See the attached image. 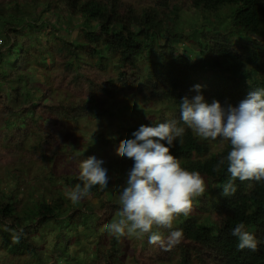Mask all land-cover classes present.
<instances>
[{"label": "trees", "instance_id": "16d2710c", "mask_svg": "<svg viewBox=\"0 0 264 264\" xmlns=\"http://www.w3.org/2000/svg\"><path fill=\"white\" fill-rule=\"evenodd\" d=\"M184 6L185 12L191 6L195 8L191 12L199 11L206 18L205 26L193 29L198 39L180 27ZM222 10L229 21L219 17ZM214 14L216 19L210 21ZM45 28L49 33L41 40ZM249 33L264 35V0H143V7L127 0L0 1V155L6 152L12 157L5 171L14 180V185L5 189L3 181H6L0 178V226H3L0 251H8L17 263L21 260L24 264H60V259L74 262L79 255L71 254L72 240L55 237L53 253L58 257H53V253L45 255L35 240V236L45 239L48 232L43 228L49 221H61L70 215L67 204L72 202L65 196L62 182L71 186L72 178H60L53 172L48 175L44 170L33 174V158L36 156L42 164L60 160L62 154L72 160L75 153L69 147L72 141L69 125L103 112L102 101L97 98L99 92L107 100L117 88L138 91L145 104H163L165 110L159 120L148 121L149 126L166 120L179 121L180 100L193 95L192 89L197 84L203 86L209 104L218 100L224 107L238 106L254 87L264 88V45ZM36 42L40 45L38 51L43 53L41 46L45 45V52L53 59L65 56L67 67L75 72L77 80L85 77L81 67L92 65L106 70L113 63L111 60L118 62L114 65L118 76L95 83L96 86L90 82L91 88L97 90L91 92L87 101H63L56 106V116L50 115L43 109L53 98L50 84L45 82L44 88L41 83H30L32 63L40 60ZM186 42L192 54L186 50ZM181 45L185 46L184 51L179 49ZM141 62L145 64L143 70ZM207 66L212 76L203 80L202 72ZM37 120L44 126L39 132L34 129ZM185 128L183 144L177 140L174 146H169L171 154L180 159L186 170L199 172L208 190L194 201L199 212L174 221L173 228L183 231L182 242L166 251V258L151 256L150 261L264 264V181L237 179L235 193L230 197L222 195V188L216 186L230 177L226 164L220 171L215 170V165L227 156L230 144L217 138L223 149L210 152L208 142H202ZM33 136L40 141L29 148L25 142ZM131 166L129 160V169ZM37 190L42 197L38 198ZM92 191L95 198L102 197ZM74 212L70 215L72 220L78 215ZM111 220L108 217L109 224ZM240 222L253 231L258 250L238 248L237 238L230 232ZM101 226L105 225L99 223L95 233ZM160 231L167 236L168 230ZM105 240L104 236L99 238L95 247L99 253L93 263L86 264H114L117 249L123 246L113 249L116 239L110 245ZM60 243L63 248H58ZM31 258L34 262L28 263Z\"/></svg>", "mask_w": 264, "mask_h": 264}, {"label": "clouds", "instance_id": "9594fccd", "mask_svg": "<svg viewBox=\"0 0 264 264\" xmlns=\"http://www.w3.org/2000/svg\"><path fill=\"white\" fill-rule=\"evenodd\" d=\"M202 87L195 85L194 94L180 100L179 121L141 125L132 133L133 138L121 140L116 148V155L132 161L119 196V219L105 226L117 238L146 236L148 244L166 251L182 242L183 231L173 228L174 221L180 216L188 217L194 201L208 190L199 172L186 170L171 154L169 146L177 140L183 144L185 126L203 140L220 138L230 144L227 156L215 165V170L220 171L226 164L230 177L216 186L222 188V195L230 197L235 193L237 179L264 181V88L254 87L238 106L224 107L218 100L209 104ZM104 163L89 156L78 165L79 182L66 191L73 204L87 197L94 186L108 188L111 178ZM160 229L168 230L167 236ZM230 235L237 238L240 250H258V241L244 222L231 229Z\"/></svg>", "mask_w": 264, "mask_h": 264}, {"label": "rangeland", "instance_id": "374dc122", "mask_svg": "<svg viewBox=\"0 0 264 264\" xmlns=\"http://www.w3.org/2000/svg\"><path fill=\"white\" fill-rule=\"evenodd\" d=\"M9 1V0H0ZM130 4L136 7H143V0H127ZM186 6V5H185ZM181 9V19L182 24L180 25L187 34H193L195 38H199L198 33H194L195 27L205 26V20L199 11L191 12L195 8L191 6ZM216 15L210 16V21L215 20ZM219 17H223L225 21H229L227 18V13L225 10L219 12ZM179 21V24H180ZM230 25V23H228ZM49 33V29H44L42 33L41 40ZM74 34V33H73ZM250 36L259 40L261 44L264 45V35L260 36L256 33L250 34ZM40 39L38 42H40ZM185 40V39H183ZM36 42V51L40 58L36 59L37 62L32 63L33 68L30 70V83H41L42 87H46L48 82L52 88L53 98L43 106V109L47 111L48 114L56 116V106L61 102L66 101H87L90 97L91 92H95L97 89H92L90 82L100 84L102 81L106 82L109 77H117L118 72L114 70V65L118 62L116 60H111L113 63L109 64L106 70H102L98 67L89 65L87 67H81L83 75L82 79L77 80L75 78V72L67 67V58L63 55H57L54 59L51 55L45 52L46 46H41L43 48V53L38 51L40 48L39 43ZM165 43V41H163ZM186 50L192 54L193 50L186 42ZM185 46H179L181 51H184ZM160 53V50L158 49ZM199 58V56H197ZM140 68L145 69V64L141 62L139 64ZM212 76V70L209 66L202 72V78H209ZM201 80V79H200ZM107 84V83H106ZM108 93V92H107ZM98 100L102 101L101 109L103 112L98 115H89L87 118H81L77 123L72 122L69 125L70 133L72 134V141L69 143V147L72 152L75 153L72 160L62 154L60 160H55V162L46 161L42 164L41 161L35 156L34 163L32 164L31 171L33 174H40L43 172L51 175L52 172L55 176L60 178H72L71 186L64 185V190H70L76 183H78V165L87 157L95 156L97 159H102L104 167L108 169V175L111 178L107 189L98 190V186H94L89 195L81 199L76 204H67L68 211L71 214L75 213L76 210L78 215L72 220L69 216H65L63 220L56 221L52 219L43 228L44 231L48 232L45 234V239L41 236H35V240L42 246V251L45 255L52 254L57 239V235L61 236V240H72V255H79L74 262H80V264H86L89 261L93 263L95 257L99 253V250H95L96 244L99 238H106V245H110L112 240L116 239V244L113 243V249L119 248L118 246H123L117 249V254L114 256V264H153L150 261L151 256L155 259L158 257H164L166 250L159 245H150L147 243V237H137L135 235L128 237L117 238L114 234L110 233L105 227L110 222H108V217H112L111 223L119 219V212L121 211V206L119 204V196L125 186L126 174L129 170L127 157H120L116 155V148L119 146L118 141L124 139H131L132 133L138 130L141 125H146L148 121H158L161 116L160 113L165 110L163 104H145L142 99V94L138 91L121 90L116 89V93L112 97L103 95L99 92L97 95ZM81 100V101H80ZM168 112H164L167 114ZM38 121V120H37ZM34 125L36 131H42L44 126L40 123ZM57 129V128H55ZM54 132L51 130V134ZM199 138V137H198ZM202 142H208L210 146V152H220L223 149V145L218 141H207L199 138ZM40 139L35 136L27 140V147H32L36 145ZM17 152V150L15 151ZM23 157H21V161ZM12 161V157L6 152H2L0 155V178L3 177L6 182L3 181V188H8L14 185L13 175L7 173V164ZM15 168V167H14ZM71 180V179H70ZM96 191L97 195H102L101 198H95L93 196V191ZM66 191L64 194L66 196ZM36 194L42 197V193L38 190ZM108 205V206H107ZM109 205H116L109 206ZM115 208V210H114ZM199 212L193 206L191 214ZM103 223L105 226H101L98 230V224ZM78 231L75 233L77 227ZM3 226H0L2 228ZM53 229V230H52ZM251 230V229H250ZM51 231V232H50ZM42 232V230H41ZM253 233V231L251 230ZM76 236L80 237V241ZM111 240V241H109ZM79 241V242H76ZM79 243V244H77ZM77 245V246H75ZM64 244L60 243L58 248H63ZM125 248V249H124ZM120 249H124L122 252ZM105 253L108 252L107 248H104ZM10 253L6 250L0 251V264H24L21 260L17 263V259L10 258ZM13 255V251H12ZM150 255V256H149ZM53 257H58L56 253L52 254ZM32 258L28 263H33ZM60 264H70V262L60 259ZM72 262L71 264H75ZM160 263V262H159Z\"/></svg>", "mask_w": 264, "mask_h": 264}]
</instances>
